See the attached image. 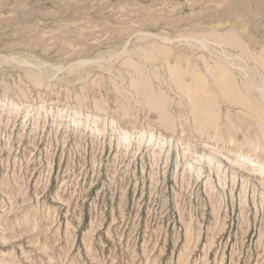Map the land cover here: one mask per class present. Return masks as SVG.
<instances>
[{
  "label": "rangeland",
  "instance_id": "rangeland-1",
  "mask_svg": "<svg viewBox=\"0 0 264 264\" xmlns=\"http://www.w3.org/2000/svg\"><path fill=\"white\" fill-rule=\"evenodd\" d=\"M259 165L264 0H0V264H264Z\"/></svg>",
  "mask_w": 264,
  "mask_h": 264
},
{
  "label": "bare ground",
  "instance_id": "bare-ground-1",
  "mask_svg": "<svg viewBox=\"0 0 264 264\" xmlns=\"http://www.w3.org/2000/svg\"><path fill=\"white\" fill-rule=\"evenodd\" d=\"M128 137H129V136L127 135V138H128ZM254 160H255V159H254ZM254 160H253V159H250V158L248 159V161H250L251 164H256ZM259 166H260V168H264V166H262V165H259Z\"/></svg>",
  "mask_w": 264,
  "mask_h": 264
}]
</instances>
